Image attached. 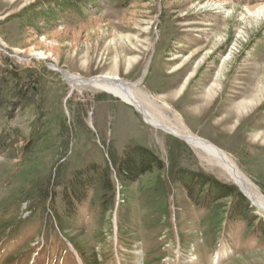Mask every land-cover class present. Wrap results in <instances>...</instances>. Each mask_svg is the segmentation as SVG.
Returning <instances> with one entry per match:
<instances>
[{"label": "rangeland", "instance_id": "rangeland-1", "mask_svg": "<svg viewBox=\"0 0 264 264\" xmlns=\"http://www.w3.org/2000/svg\"><path fill=\"white\" fill-rule=\"evenodd\" d=\"M262 6L0 0V264H264L259 206L198 197L197 173L240 190L225 170L117 96L65 76L119 77L148 93L264 196ZM139 147L165 167L129 182L110 209L98 172L109 166L119 188L115 166L139 163ZM86 177L96 184L72 194Z\"/></svg>", "mask_w": 264, "mask_h": 264}, {"label": "bare ground", "instance_id": "bare-ground-1", "mask_svg": "<svg viewBox=\"0 0 264 264\" xmlns=\"http://www.w3.org/2000/svg\"><path fill=\"white\" fill-rule=\"evenodd\" d=\"M257 8L259 13H264V6ZM66 76L74 85H90L117 96L141 112L146 122L160 129L171 131L179 137H184L191 146L205 153L209 159L213 160L221 169L225 170L242 187L247 196L264 212V196L258 187L248 180L234 160L214 143L187 131L180 123L178 116L171 118L172 116H168L164 111L165 114L154 103L148 93L133 89V84L125 82L119 79V77L97 76L95 78H85L76 74Z\"/></svg>", "mask_w": 264, "mask_h": 264}, {"label": "trees", "instance_id": "trees-1", "mask_svg": "<svg viewBox=\"0 0 264 264\" xmlns=\"http://www.w3.org/2000/svg\"><path fill=\"white\" fill-rule=\"evenodd\" d=\"M138 149L141 150V157L139 163L137 162V160H135L134 162H132V165H129L128 163L129 161L125 159L118 165V168L115 166V175L117 180L120 182V186L118 185L119 188L112 179V175H111L112 173L109 166H106L104 169H102L101 172H98L97 183L100 184L102 188V195H103L102 201L105 203L108 202L109 203L108 206L110 207V209H113L115 206L117 192H119V195L125 194V190L128 189L129 182L136 181L137 176H139L140 174H152L153 173L152 168L154 166H156L157 170L159 171L165 167L161 158L156 156L152 151L144 147H139ZM194 175L200 178L197 179V183H198L197 187L201 191L200 195L204 193L203 196L198 195V197H200L202 201L206 199L208 201L207 202L208 206L210 205L212 199L216 197L223 198V197H229L231 195H238L241 197L242 201L248 200L244 196V194L240 190H238V188H235L233 186L232 187L227 186L226 184L216 181L211 177L205 176L203 173H197ZM95 184H96L95 179L91 177L79 178L72 185L71 188L72 194L76 196H81L79 195L78 192H80L81 190H85L83 191V193H86L87 192L86 189L92 187ZM204 188L206 189L205 192H204ZM189 189L190 190L188 191L190 192V194L193 195V191L196 190L195 187L190 185ZM157 191L159 192V196L167 194V189L165 188H160ZM249 203L250 201L248 200L247 204ZM247 204H246V209L248 210L249 205ZM236 209H238V206L237 208L234 209V211H236ZM240 210L241 209H239V211ZM262 223L264 225V220L262 221Z\"/></svg>", "mask_w": 264, "mask_h": 264}, {"label": "water", "instance_id": "water-1", "mask_svg": "<svg viewBox=\"0 0 264 264\" xmlns=\"http://www.w3.org/2000/svg\"><path fill=\"white\" fill-rule=\"evenodd\" d=\"M66 76V75H65ZM34 89H36V86L34 87ZM116 97V96H115ZM138 111V110H137ZM169 134H172V135H174V136H176V137H178V138H180V139H182V140H184V141H186L185 140V138L184 137H179V136H177L176 134H174V133H172V132H168ZM188 143V142H187ZM240 190L243 192V194L248 198V196H247V194L242 190V188H240Z\"/></svg>", "mask_w": 264, "mask_h": 264}]
</instances>
